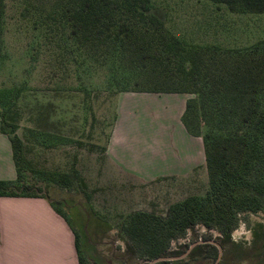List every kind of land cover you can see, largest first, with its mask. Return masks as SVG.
<instances>
[{"label": "rangeland", "instance_id": "374dc122", "mask_svg": "<svg viewBox=\"0 0 264 264\" xmlns=\"http://www.w3.org/2000/svg\"><path fill=\"white\" fill-rule=\"evenodd\" d=\"M54 2L0 0V117L15 127L21 181L33 186L17 191L48 196L69 217L86 264H144L128 252L119 221L136 210L163 214L174 202L204 194V157L189 175L165 177L177 170L176 157L187 149L175 126L176 101L166 95L127 97L152 92L132 90L138 72L120 51L99 56L70 45L66 24L48 17ZM150 5L166 35L184 47L240 49L264 39V12L232 13L205 0ZM113 126L133 169L128 178L104 158ZM73 168L85 187L63 188L45 176ZM205 239L221 246L219 258L207 246L181 256ZM224 239L196 225L159 257L169 259L155 263L264 264V213L240 214L238 227Z\"/></svg>", "mask_w": 264, "mask_h": 264}, {"label": "trees", "instance_id": "16d2710c", "mask_svg": "<svg viewBox=\"0 0 264 264\" xmlns=\"http://www.w3.org/2000/svg\"><path fill=\"white\" fill-rule=\"evenodd\" d=\"M205 1L232 13L264 12V0ZM52 8L54 15L48 17L66 24L70 45L99 56L118 50L129 60L139 78L132 90L191 95L180 120L190 135L202 139L208 189L170 204L163 214L136 210L123 217L118 229L130 254L148 264L166 255L171 243L196 225L216 230L225 241L238 227L240 214L264 213V39L240 49L184 47L166 35L150 0H55ZM9 125L0 117L17 176L0 180V196L50 201L17 191L33 186L21 181V140ZM45 176L63 188L86 186L76 168ZM75 244L79 264H86L77 234ZM199 246L218 256L211 243L195 246L190 255Z\"/></svg>", "mask_w": 264, "mask_h": 264}, {"label": "crops", "instance_id": "0c3cea01", "mask_svg": "<svg viewBox=\"0 0 264 264\" xmlns=\"http://www.w3.org/2000/svg\"><path fill=\"white\" fill-rule=\"evenodd\" d=\"M135 94L153 97L166 95L176 101L175 126L187 149L179 152V158L176 157L177 165L174 168L177 170L168 172L165 177L189 175L200 163V158L204 157V152L199 137L190 135L180 120L186 102L185 94L130 92L127 97ZM122 142V136L113 126L104 155L108 167L128 178L133 176V169L126 153H123L126 147ZM16 176L11 143L8 136L0 131V180H14ZM75 234L78 235L77 230L69 217L59 212L51 200L44 197L0 196V264H79Z\"/></svg>", "mask_w": 264, "mask_h": 264}, {"label": "flooded vegetation", "instance_id": "af4514ba", "mask_svg": "<svg viewBox=\"0 0 264 264\" xmlns=\"http://www.w3.org/2000/svg\"><path fill=\"white\" fill-rule=\"evenodd\" d=\"M210 241H212V240H205V241H198V242H195V243H193V244H191L189 247H188V250H186V252H185V254H183V255H181V256H185V255H187V254H189L190 252H191V250L195 247V246H197L198 244H201V243H211ZM211 244H213V243H211ZM215 245V244H214ZM216 246V245H215ZM217 247V246H216ZM221 247V246H220ZM217 249H218V247H217ZM221 253H222V248H221ZM264 255V249L260 252V255H259V259H263V256ZM220 256H219V250H218V256H217V258H219ZM150 261H152V260H150ZM150 261L148 262V264H150ZM153 264H157V263H153Z\"/></svg>", "mask_w": 264, "mask_h": 264}, {"label": "water", "instance_id": "95a60500", "mask_svg": "<svg viewBox=\"0 0 264 264\" xmlns=\"http://www.w3.org/2000/svg\"><path fill=\"white\" fill-rule=\"evenodd\" d=\"M210 242L215 244L218 247L219 256H221V247H220V245L217 242H214V241H210ZM167 259H169V258H156V259H153L152 261H150V264H153L154 262H157L158 260H167Z\"/></svg>", "mask_w": 264, "mask_h": 264}]
</instances>
